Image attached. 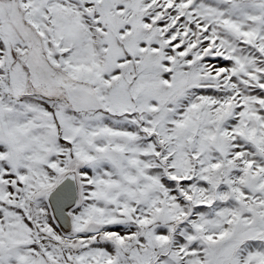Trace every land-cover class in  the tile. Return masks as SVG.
Segmentation results:
<instances>
[{
    "label": "snow or ice",
    "instance_id": "obj_1",
    "mask_svg": "<svg viewBox=\"0 0 264 264\" xmlns=\"http://www.w3.org/2000/svg\"><path fill=\"white\" fill-rule=\"evenodd\" d=\"M0 264H264V0H0Z\"/></svg>",
    "mask_w": 264,
    "mask_h": 264
}]
</instances>
